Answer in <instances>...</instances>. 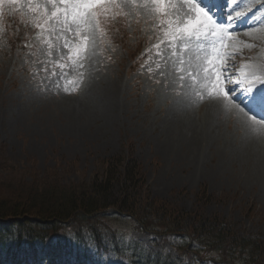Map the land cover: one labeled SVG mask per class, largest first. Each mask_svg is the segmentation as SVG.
Returning a JSON list of instances; mask_svg holds the SVG:
<instances>
[{"label": "rangeland", "instance_id": "374dc122", "mask_svg": "<svg viewBox=\"0 0 264 264\" xmlns=\"http://www.w3.org/2000/svg\"><path fill=\"white\" fill-rule=\"evenodd\" d=\"M238 1L241 0H235ZM242 1H245L242 7L237 9L240 12L246 5L241 12H250L242 23L250 27L232 32L238 40L253 47H245L229 59L236 62L231 70L233 75L242 63H252L254 58L256 63L264 62V0ZM20 4L26 5L27 0H20ZM124 12L125 15L105 26L106 35L102 40L98 38L96 55L86 62L83 80L72 91L74 84L66 81L77 79L76 72L69 70L61 80L57 69V76L48 78L40 70L41 64L34 62L43 59L32 27L34 15L26 7L16 10L6 2L0 6V196H28L39 186L56 185L65 189L89 184L102 175L107 158L124 156L138 165L144 200L152 199L165 209L168 207V212H174L178 221L182 218L207 222L205 229L223 221L234 232L254 235L253 241L264 244V190L249 181L235 180L251 164L238 160L230 163L231 150L225 154L221 151L225 138L231 144L241 140L245 132L243 124H251L248 117L253 113L243 103L247 99L243 85L230 92L240 94L239 102H235L239 107L224 106L217 118L222 122L218 125V141L201 148L198 164L189 163L179 145L176 149L163 150L162 144L169 138L166 128L174 112L184 107L198 120L209 101L224 105L227 102L206 95L200 100L190 87L180 86L171 66L156 70L157 57L152 45L162 34L154 30L155 20L137 15L131 8H125ZM223 12L224 8L219 6L217 18ZM254 28L258 30L255 33L258 39L246 35ZM26 39L35 46L32 50L37 55H26L29 51L23 48ZM184 83L188 85L189 81ZM240 108L245 111L237 110ZM231 156L230 160L235 159ZM220 161L223 164L218 165ZM123 214L99 218L102 232H106L105 240H109L108 230L112 229L125 242H137L145 255L150 250L160 251L163 258L172 257V264H228L213 250V241H202L205 251L200 252L202 245L198 241L190 242L184 234L171 235L167 232L171 227H159L167 234L155 238ZM189 224L182 222L185 227ZM78 228L75 224L61 227L56 237L68 239ZM80 228L86 234V227ZM66 244L59 241L58 251L45 244L38 248L34 260L28 257L26 249L18 263L3 261L6 257H2L0 264L33 261L36 264H129L124 255H117L110 247L99 256L94 245L88 244L86 250L90 256L79 258L75 249L68 248L70 243ZM77 245L74 242L72 246ZM241 258L238 253L235 264Z\"/></svg>", "mask_w": 264, "mask_h": 264}, {"label": "snow or ice", "instance_id": "6c2138e0", "mask_svg": "<svg viewBox=\"0 0 264 264\" xmlns=\"http://www.w3.org/2000/svg\"><path fill=\"white\" fill-rule=\"evenodd\" d=\"M5 2L16 10L26 7L34 15L32 27L41 45L39 55L43 57L34 62L41 64L40 70L47 73L48 78L57 76V69L61 80L69 70L76 72L77 79L66 81L74 84L72 91L83 80L86 62L96 55L97 40L106 35L105 26L109 21L125 15V8H131L137 15L152 17L154 30L162 34L152 45L157 57L156 70L171 66L181 87H190L200 100L205 95L209 99L223 98L226 107L233 104L234 96L225 81L243 85L242 90L247 95L243 103L248 112L253 113L248 117L253 125L251 131L257 134L264 129V62L242 63L234 74L235 79L229 73V59L253 45L238 40L231 31L232 22L244 13L238 11L235 16L229 15L225 24L217 19L218 0H181L180 3L173 0H27L26 5H21L20 0H0V6ZM257 31L251 29L246 35L258 39ZM34 47L28 39L23 43V48L29 50L27 56L37 55L32 50ZM186 80L188 85L184 83ZM239 110L245 111L244 108ZM257 113L261 116L259 120L254 119Z\"/></svg>", "mask_w": 264, "mask_h": 264}, {"label": "trees", "instance_id": "16d2710c", "mask_svg": "<svg viewBox=\"0 0 264 264\" xmlns=\"http://www.w3.org/2000/svg\"><path fill=\"white\" fill-rule=\"evenodd\" d=\"M138 169L134 159L113 156L105 161L102 175L89 184L65 189H58L56 185L39 186L33 188L28 196H0V258L6 257L5 261L18 263L28 249V257L32 256L34 260L38 248L45 244L59 250L60 238L56 237V232L61 227L75 224L79 227L75 235L62 239L64 245L70 243L68 248L75 249L79 258L90 256L86 246L91 244L96 248L97 255L102 256L110 247L117 255H124L129 264H172V257L163 258L160 251L152 253L150 250L145 255V250L137 242H125L112 229L108 230L109 240H105L106 232H102L99 218L119 216L124 212L123 215L130 217L137 227L150 231L155 238L167 232L171 235L184 234L190 242L198 241L200 245L205 240L213 241V250L228 264H235L238 253L242 256L238 264H264V244L253 241L256 239L254 235L234 232L219 220L212 229H205L207 222L180 217L178 221V216L168 212V207L165 209L152 199L144 200ZM187 221L190 222L188 226L182 225ZM80 226L86 227V234ZM162 226L172 229L160 231ZM74 242L77 247L72 246ZM201 250L205 251L203 245Z\"/></svg>", "mask_w": 264, "mask_h": 264}, {"label": "bare ground", "instance_id": "6f19581e", "mask_svg": "<svg viewBox=\"0 0 264 264\" xmlns=\"http://www.w3.org/2000/svg\"><path fill=\"white\" fill-rule=\"evenodd\" d=\"M221 2L222 5L225 4L226 6L225 14H222L221 17L225 19L227 23L228 22L227 17L229 15L235 16L236 12H238L236 8L239 5H241V1L233 2L232 0H221ZM251 8L252 7L250 5L249 9ZM247 12L249 13L250 11L248 10ZM247 12H244V15H242L238 19H235L232 22L233 27L231 31L244 29L245 27H250V25L242 23V19L244 18L245 15L248 14ZM234 35L236 36L235 33ZM252 61H253L252 63H256L257 60L256 58H254V60ZM235 63H236L235 61L233 62L228 61V64L230 66L228 71L231 75H233L231 70ZM225 82L227 83L225 84L226 87L231 91L241 86V85L236 86L232 83H229L228 81ZM230 94L234 96L233 104L237 105L235 102L237 103L239 102L240 94H237L236 92ZM224 106L225 105L222 102L209 101V103L205 107L206 110L204 111V114L198 120H196L193 117V115H191L188 111H185L184 107H181L180 110H177L176 113L175 112L173 113L171 120L168 124L169 126L166 128L169 138L166 143L162 144V149L165 150L167 147L168 148L170 147L171 149H176V146L179 145L184 149V151L187 152L184 153L183 151V155L189 161V163L192 162V164L195 165L198 164L200 156L202 155V154L200 155L201 148L203 146L209 147L210 146L209 144L214 143L213 141L217 140L218 138L217 136H220L218 133V125L219 123L222 122H219L217 118L220 116V114H222L221 111L223 110ZM238 112L240 113V111ZM254 117L257 120L261 118L260 114L259 116L255 115ZM243 127L245 132L242 135L241 140L237 142H233V144H231L228 141V139L225 138L226 141L223 144L221 151L225 154V153H229V150H231L230 151L231 154H229L228 156L232 157L231 155H233L235 159L231 158L230 160V157L229 158L227 157L230 163H235L234 160H238L242 164H246V163L251 164L249 168L246 167L242 175L236 176L237 178L235 177V180L242 179L247 182L249 181L251 185L252 184L259 185V187H261V189L264 190V129H260L257 134H253V132L251 131L253 127L252 123L249 124L245 122L243 124ZM181 156L182 155H180V157ZM221 164L223 163L220 161L218 165ZM215 170L217 173H220V170L218 169ZM215 170L213 171V173H216Z\"/></svg>", "mask_w": 264, "mask_h": 264}]
</instances>
